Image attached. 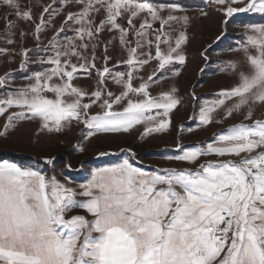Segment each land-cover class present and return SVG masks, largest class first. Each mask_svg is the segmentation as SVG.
Listing matches in <instances>:
<instances>
[{
    "label": "snow or ice",
    "instance_id": "obj_1",
    "mask_svg": "<svg viewBox=\"0 0 264 264\" xmlns=\"http://www.w3.org/2000/svg\"><path fill=\"white\" fill-rule=\"evenodd\" d=\"M208 3L226 18L264 16V0ZM0 7L31 28L19 32L22 41L29 34L35 40L33 49L0 48V56L21 57L26 81L10 89L11 74L0 76V115L16 109L7 115L0 138L25 120L39 122L37 139L74 125L83 126V141L137 126H143L142 136L170 129L181 102L178 90L154 96L150 86L167 71L179 76L172 66L187 61L190 17L180 15L177 5L52 0L38 15L20 0H0ZM14 26L7 19L9 45L15 43ZM244 28L245 66L240 61L223 66L235 82L203 101L198 114L201 126L237 114L243 120L202 145L177 140L166 159L194 167L148 171L131 162L132 153L121 163L91 170L86 182L73 186L31 165L0 161V264H264V118L253 119L256 108H264V23ZM47 29L53 35L43 43ZM117 47L120 57L113 63L109 49ZM81 77L93 78L95 87L78 86ZM54 159L45 157V163Z\"/></svg>",
    "mask_w": 264,
    "mask_h": 264
},
{
    "label": "rangeland",
    "instance_id": "obj_2",
    "mask_svg": "<svg viewBox=\"0 0 264 264\" xmlns=\"http://www.w3.org/2000/svg\"><path fill=\"white\" fill-rule=\"evenodd\" d=\"M158 2L165 5L175 4L183 10L179 13L180 15L190 17L187 28L189 40L184 46L187 56L186 64L172 66L179 68L180 75L173 76L171 71H167L157 83L150 86V92L154 96L171 87L178 90L176 95L181 102L172 113L170 129L164 133L142 136L143 126H137L128 133H103L89 141H83L80 135V129L83 126L74 125L71 129H66L59 134L41 133L37 139L39 122L25 120L18 122L15 129L11 130L6 137L0 138V152L17 157H29V159L4 156L0 157V161L7 159L21 165H31L48 177L55 176L61 182L66 179L71 180L73 186L86 182L91 170L121 163L124 159L130 158L132 153H135V159L131 162L148 171L166 167H194L166 159V156L175 153L177 140L185 146L202 145L210 142L215 133L226 130L243 120V117L238 114L227 120H220V116L217 115L215 119L220 120L219 123L201 126L198 120L199 107L203 101L214 99L220 89L229 87L235 82L236 78L230 71L222 70L223 66L229 61H240L241 65L245 66L244 53L240 51L241 43L245 39L244 24L264 23V16L249 13L226 18L217 10L218 6L209 4L208 0H158ZM48 3H52V0H39V6H34L36 0H20L21 7L24 9L33 5V12L37 15ZM202 12H207V16H203ZM7 19L15 21V26L11 29L14 33L12 39L15 41L12 45L6 43ZM59 23L60 19L57 18V27ZM20 31L31 32V28L25 22L10 15L7 8L0 7V48L13 49L15 52L23 48L33 49L35 40L32 35H27L22 41ZM52 35L51 29H47L41 35V41L47 43ZM217 37H221L220 40H217ZM201 53L205 55L202 56ZM109 54L113 56V63H115V60L120 57L119 48H110ZM20 59L19 55L0 56V76L11 74L10 89L22 87L26 83L19 70ZM30 67L36 69L37 66L30 64ZM121 70L124 69L121 68ZM151 71L152 66L144 70L145 74ZM75 83L83 88L95 87L93 78L81 77ZM108 86L113 91L117 90L111 81ZM0 91L4 90L0 89ZM193 92L196 99H193ZM14 111H16L15 108L10 109L9 113ZM92 111L96 112L97 109L94 107ZM9 113L0 115V131H3V125ZM259 118H264V108H256L253 119ZM78 147H83L84 151H78ZM102 152L107 155L101 156ZM45 157L55 158L54 164L47 165ZM204 159L208 158H201L200 162ZM69 161L71 168L66 169L65 164Z\"/></svg>",
    "mask_w": 264,
    "mask_h": 264
},
{
    "label": "trees",
    "instance_id": "obj_3",
    "mask_svg": "<svg viewBox=\"0 0 264 264\" xmlns=\"http://www.w3.org/2000/svg\"><path fill=\"white\" fill-rule=\"evenodd\" d=\"M4 156H12L13 158H18V159H23V158H28L29 159V157H20V156H16V155H7V154H5V153H3V152H0V157H4Z\"/></svg>",
    "mask_w": 264,
    "mask_h": 264
}]
</instances>
